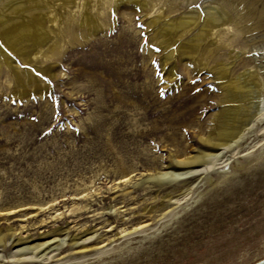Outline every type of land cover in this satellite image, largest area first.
Listing matches in <instances>:
<instances>
[{
	"label": "rangeland",
	"instance_id": "374dc122",
	"mask_svg": "<svg viewBox=\"0 0 264 264\" xmlns=\"http://www.w3.org/2000/svg\"><path fill=\"white\" fill-rule=\"evenodd\" d=\"M229 1L74 0L57 6L55 26L46 21L50 40L38 55L18 54L0 38L11 61L0 62V264L264 258V103L238 146L183 162L210 146L213 115L224 106L215 68L229 78L254 72L264 100V0ZM204 10L228 13L230 22L186 58L178 43L196 34ZM72 12L92 15L96 27L69 23ZM185 15L196 23L166 42L154 38L157 24H147ZM71 32L78 42H68ZM52 43L57 56L47 50ZM173 167L185 174L152 181ZM166 211L153 229L131 228L152 226ZM72 241L87 249L75 252Z\"/></svg>",
	"mask_w": 264,
	"mask_h": 264
},
{
	"label": "bare ground",
	"instance_id": "6f19581e",
	"mask_svg": "<svg viewBox=\"0 0 264 264\" xmlns=\"http://www.w3.org/2000/svg\"><path fill=\"white\" fill-rule=\"evenodd\" d=\"M73 1L72 0H0V38L3 41V42L2 41L1 42L4 43L6 47H9L10 49L14 50L18 54H21V55L28 54L29 55L30 53L33 54L35 51L33 56L36 54L38 55V53H41V47L50 40L49 34L51 35V33H48L49 28L47 29V27L45 25L46 21L53 22V24L55 26L57 24V13H56L57 6H58V8H59V6L63 8V7L68 6L69 3H72ZM231 1H234V0H231ZM231 1H229V2H231ZM56 2H58V3H56ZM172 2L173 1H171V3ZM224 2H226V1H224ZM108 3H107V5H108ZM167 3H169V1ZM171 3H170V6H172ZM76 4H77V2H76ZM81 4H83V3H81ZM81 4H80V6H81ZM105 4H106V2H105ZM164 4H165V2H164ZM228 4H227V6H229ZM73 5H74V2H73ZM145 5H146V3H145ZM232 5H233V3H231V6ZM141 6L144 7V3ZM233 6H232V8H233ZM76 9H79V8L76 7ZM80 9H82V7ZM80 9H79V11H80ZM243 9H245V8H243ZM63 10H65V8H63ZM217 10H204L203 11V13H202V24H201V26H199L200 28L196 32V34L193 37H190L189 39H186V40H182V42L178 43L177 50L181 55L185 56L186 58L194 57L195 54H198V50H199L198 46H199L200 41L203 40L204 38H206L208 35H210V34L212 35L214 27L216 29V26L227 24L228 21L230 22V20L228 18H224L225 16H227L228 13L222 17L219 14L220 12L218 13ZM81 11L83 12V10H81ZM86 11H87V9H86ZM233 11H235V10H233ZM242 11L243 10H241V12ZM245 11H244V14H245ZM62 12L63 11H61L60 13H62ZM221 12H222V10H221ZM65 13H64V15H65ZM98 13L96 15H101V13L100 14H98ZM72 14H73V12H72ZM72 14L67 16L69 23L71 20L74 21V23H75L77 20V22H79L80 27H87L88 30H91V29L96 27V24L94 22L92 15H90L88 13H80L81 17L77 16L80 18L76 19L75 15L74 14L72 15ZM242 14H243V12H242ZM246 14H247V12H246ZM66 15H67V13H66ZM66 15L64 16V18L67 19ZM192 16L193 15H191V16L185 15V17L182 16V18H180L178 20L163 21L161 23H159L160 18L158 17V19L153 18V19L149 20L147 22V24L148 25H150V24L156 25L157 24V28L155 29L156 34H155L154 38H156V39L160 38L161 41H165L164 37L166 35H170V37H171V35L174 32H176L178 29L182 30V33L180 35H182L185 31H187V28L189 27V25L195 20L192 18ZM250 17H252V16H250ZM60 18L62 20V15ZM198 18H199V15H197V19ZM244 18H245V16H244ZM230 19H232V18H230ZM237 19H238V17H237ZM251 19H253V17ZM246 20H250V19H246ZM66 21H65V25H68ZM239 21L240 20L238 19V22ZM193 23H196V21ZM235 24H237V23H235ZM238 25H240V23ZM59 27H60V25H59ZM238 27H240L239 29H241V27H245V26H243V24H242V26H238ZM55 28H57V27H55ZM211 30H212V32H211ZM61 32H63V31L61 30ZM215 33H218V31H216ZM79 38H80V36L77 33L75 34V33L71 32L68 34V42H70V43L78 42L80 40ZM227 39H224V40H227ZM60 41H62V40H60ZM229 44H230V42H229ZM211 47L212 46L210 45V48ZM218 47H219V45H218ZM1 48H2V46H1ZM56 48H58V46L56 47L55 44H53V43L48 45L47 50L49 51L50 56L57 54ZM212 50H211V52L213 53ZM211 52H208V55H210ZM43 54H45V53H43ZM46 54H48V53H46ZM2 56H3V58L0 59V62L1 63L4 62L6 65H10V63H11L10 59L7 56H5V53L0 49V57H2ZM206 58H210V57H207V55H206ZM202 61H204V60H202ZM221 65H223L222 62H221ZM47 66H49V65H47ZM214 66H215V64H214ZM48 68L49 67H47V69ZM251 72H253V71H251ZM253 73H245L244 72L242 74H238L234 77L229 78L230 76L227 77V74L223 71V69L221 70V69L215 68L214 76L222 81V83L220 84L221 85L220 101L224 103V106L217 109V112L213 115V118H212L213 119V122H212L213 125H212V127L208 133V137H207V142L209 143L210 146L206 148L207 150L199 151V153L197 155H194L193 157H187L183 161L184 163L190 164V163L196 162V161H203V160L205 161L209 157H215L219 153H222L223 151L228 150L229 148L238 146L243 141L245 129H247L251 124H253L256 121L257 116H259V108H258L259 104L261 105V103L262 104L264 103V100H261V98L259 96L260 93L258 90L257 83L254 81V74ZM19 80H20V78H19ZM262 81L264 83V76L262 77ZM186 100H189V99H186ZM172 103H173V101H172ZM191 106H192V104H191ZM148 113H151V112H148ZM215 149H218V152L211 151V150H215ZM173 168L175 171H165L163 173H158L157 175H159L161 177H159V178L156 177L155 179L153 178L154 180H152V181L155 184L161 185L163 183H166V182L173 180V178H175L176 176L184 173L182 171H176V169H177L176 167H173ZM193 171H195V170L194 169L189 170L188 172H193ZM144 181H147V180H144ZM165 208H166V206L162 205V207L159 210H163ZM9 209H11V208H9ZM168 211L162 212V214H160V217L157 219V222L155 224H153L152 226H148L150 224V222L142 221V222L134 224L131 228H133L135 230L136 229H147V228L153 229L154 225H156L159 222V220L163 217V215L166 214ZM124 230H127V229L123 228L122 231H124ZM77 242L78 241H72V243H71V247L76 248L75 252H83L85 249H87V246H86V244H84V242H81V243H77ZM103 245H104L103 243H100L99 246L96 245L93 247L95 249H99ZM97 252H101V251L99 250ZM26 259H28V258L24 257V258H21V260H19V261H24ZM263 259L264 258L260 259L259 261L255 262L253 264L258 263Z\"/></svg>",
	"mask_w": 264,
	"mask_h": 264
},
{
	"label": "water",
	"instance_id": "95a60500",
	"mask_svg": "<svg viewBox=\"0 0 264 264\" xmlns=\"http://www.w3.org/2000/svg\"><path fill=\"white\" fill-rule=\"evenodd\" d=\"M256 264H264V259L261 260L260 262L256 263Z\"/></svg>",
	"mask_w": 264,
	"mask_h": 264
}]
</instances>
